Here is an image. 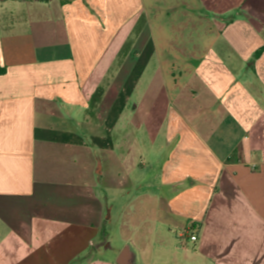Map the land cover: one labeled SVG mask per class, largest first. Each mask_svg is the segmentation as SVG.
I'll list each match as a JSON object with an SVG mask.
<instances>
[{
  "label": "crops",
  "instance_id": "crops-1",
  "mask_svg": "<svg viewBox=\"0 0 264 264\" xmlns=\"http://www.w3.org/2000/svg\"><path fill=\"white\" fill-rule=\"evenodd\" d=\"M123 256L264 264V0H0V264Z\"/></svg>",
  "mask_w": 264,
  "mask_h": 264
},
{
  "label": "built area",
  "instance_id": "built-area-1",
  "mask_svg": "<svg viewBox=\"0 0 264 264\" xmlns=\"http://www.w3.org/2000/svg\"><path fill=\"white\" fill-rule=\"evenodd\" d=\"M179 236L183 240L184 243H196L198 241V234L194 232L192 226L189 228H183L179 231Z\"/></svg>",
  "mask_w": 264,
  "mask_h": 264
},
{
  "label": "trees",
  "instance_id": "trees-1",
  "mask_svg": "<svg viewBox=\"0 0 264 264\" xmlns=\"http://www.w3.org/2000/svg\"><path fill=\"white\" fill-rule=\"evenodd\" d=\"M2 1H6V0H2ZM39 1H49V0H39ZM104 93V88L103 87H99L96 92L93 94L91 101H90V108H95L96 105L100 102L102 96Z\"/></svg>",
  "mask_w": 264,
  "mask_h": 264
},
{
  "label": "rangeland",
  "instance_id": "rangeland-1",
  "mask_svg": "<svg viewBox=\"0 0 264 264\" xmlns=\"http://www.w3.org/2000/svg\"><path fill=\"white\" fill-rule=\"evenodd\" d=\"M129 45H130V44H129ZM129 45L127 46V48L129 47ZM113 238H114V241H113V242L115 243V245L122 244V243H121V241L117 239V238H118L117 234H116V235H114V237H113ZM153 260H154V261H156V259H155V258H154ZM156 262H158V261H156ZM158 263H159V262H158ZM159 264H160V263H159Z\"/></svg>",
  "mask_w": 264,
  "mask_h": 264
},
{
  "label": "water",
  "instance_id": "water-1",
  "mask_svg": "<svg viewBox=\"0 0 264 264\" xmlns=\"http://www.w3.org/2000/svg\"><path fill=\"white\" fill-rule=\"evenodd\" d=\"M119 264H130L126 256H123L121 260L118 261Z\"/></svg>",
  "mask_w": 264,
  "mask_h": 264
}]
</instances>
